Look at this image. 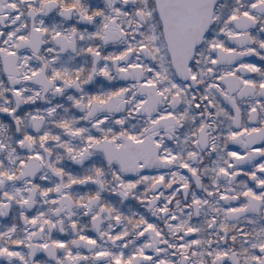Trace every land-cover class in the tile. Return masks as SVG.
Returning <instances> with one entry per match:
<instances>
[{
  "label": "snow or ice",
  "instance_id": "snow-or-ice-1",
  "mask_svg": "<svg viewBox=\"0 0 264 264\" xmlns=\"http://www.w3.org/2000/svg\"><path fill=\"white\" fill-rule=\"evenodd\" d=\"M0 218L4 264H264V0H0Z\"/></svg>",
  "mask_w": 264,
  "mask_h": 264
},
{
  "label": "flooded vegetation",
  "instance_id": "flooded-vegetation-1",
  "mask_svg": "<svg viewBox=\"0 0 264 264\" xmlns=\"http://www.w3.org/2000/svg\"><path fill=\"white\" fill-rule=\"evenodd\" d=\"M256 59H258V58H256ZM257 143L259 144V142H257ZM0 220H2V218H0ZM0 264H4L2 258H0Z\"/></svg>",
  "mask_w": 264,
  "mask_h": 264
}]
</instances>
